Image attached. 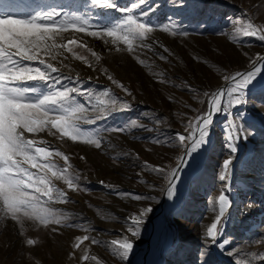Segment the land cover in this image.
<instances>
[{"label": "rangeland", "instance_id": "obj_1", "mask_svg": "<svg viewBox=\"0 0 264 264\" xmlns=\"http://www.w3.org/2000/svg\"><path fill=\"white\" fill-rule=\"evenodd\" d=\"M119 2L128 5L130 0ZM26 3L32 8L61 5L69 12L76 11L85 15L91 11L93 23L96 22L95 10L88 7L89 0H26ZM186 3L187 8H178L174 6L173 0H149L145 6L146 9H155L147 17L153 25L166 24L172 20L188 33L187 36H172L158 28L152 34L149 43L153 40L159 42L155 45V52L163 53L160 47L163 45L172 53H164L168 58L163 61L148 49H138L136 53L116 51L110 43L105 45L102 40L84 33L64 34L66 39L86 43L100 54L102 59L97 68H107L133 94L126 97L101 71L89 69L81 61L75 60L71 53L65 52L68 59L64 63L69 66L62 68L65 75L75 77L78 73L84 86L89 89L110 87L117 96L126 98L132 105L130 110L117 112L98 121L95 126L115 128L137 119L138 123L146 125L151 131L135 129L124 133L105 132L106 140L113 147L104 150L73 143L66 138L62 140L58 138L59 134L53 137L47 131L31 137L48 141L70 156L73 171L80 173L81 183L87 190L71 191L62 181H56L57 186L68 191L70 196V202L57 207L71 214L73 220L70 222L87 223L94 228L95 231L91 233L93 236L103 241L122 238L121 233L127 227L124 218L141 208L149 205L153 207L154 211L145 219L141 236L136 239L130 264H134L135 258L145 249L150 237L149 231L166 197L162 191L166 188V182L157 183L155 174H144V182H140L137 173L141 172L143 162L175 167L178 163L175 157L181 150L175 144L164 143L163 140L177 132L183 133L188 118L206 110L204 91L222 86L224 74L248 70L250 58H255L257 53L264 54V44L254 37H241L239 42H234L230 24L231 19L246 14H253L257 23L264 21V6L259 9L255 7L261 0H186ZM111 15L118 16L119 13L113 12ZM74 50L96 64L86 49ZM245 53L248 55L245 56ZM136 56L144 59L145 64L141 65ZM194 56L200 59H193ZM161 74L170 83L157 82ZM89 77L92 79L89 80ZM188 85L198 91H189ZM169 97H172V101ZM249 101L235 109L245 114L244 123L252 135L240 142L239 159L235 162L232 181L235 191L231 194L232 206L225 228V236L231 240V244L225 250L212 246L207 264H236L237 257L228 255V251L233 249L240 254V258L249 259L251 264H261L259 256L264 254V95L257 91L249 95ZM144 113L161 119L162 123L157 125L154 119L146 118ZM213 128V146L202 156L203 161L197 164L201 170L196 177L193 173L189 174L184 185L185 194L173 206L177 235L162 257L164 264H204L200 258V252L204 249V232L215 216L212 209L222 191L218 173L222 160L228 155L224 146L226 119L223 112L214 120ZM157 137L161 143L154 142ZM122 152L131 155L116 159L117 154ZM81 156L86 159H81ZM54 160L63 166L61 158L55 157ZM101 180L123 191L154 199L133 201L117 196L101 186ZM237 196L242 197L240 203L234 202ZM53 228L57 230L52 231ZM26 229L24 236H21L13 222L0 220V264H81V250H75V256L70 254L74 252V237L86 234L83 230L56 225L42 228L30 224H26ZM27 237L36 238L37 245L27 246L24 243ZM85 246H89V242H85ZM89 251L90 255H97L104 264H121L104 246L90 245ZM251 253H256L257 258L253 259ZM85 264L95 262L88 261Z\"/></svg>", "mask_w": 264, "mask_h": 264}, {"label": "snow or ice", "instance_id": "obj_2", "mask_svg": "<svg viewBox=\"0 0 264 264\" xmlns=\"http://www.w3.org/2000/svg\"><path fill=\"white\" fill-rule=\"evenodd\" d=\"M148 3L149 0H130L128 5H121L119 0H89L88 7L95 10L96 22L93 23L91 11L85 15L76 11L69 12L61 5L32 8L26 0H0V220L13 222L21 236L27 230L26 224L42 228L56 225L83 230L86 234L74 237V252L70 254L75 256V250H81V264L88 261L104 264L97 255H90V245L104 246L121 264H130L136 239L141 236L145 219L154 209L149 205L125 217L127 227L121 233L122 238L103 241L93 236L91 233L95 231L94 228L87 223L70 222L73 220L71 214L57 207L70 202V196L68 191L57 186L56 181H62L71 191L87 190L81 183L80 173L73 171L70 156L48 141L31 137L47 131L53 137L59 134V139L66 138L73 143L104 150L113 147L106 140L105 132L124 133L135 129L151 131L146 125L138 123L137 119L115 128L95 126L98 121L117 112L130 110L131 103L117 96L110 87L89 89L84 86L78 73L73 77L62 71V68L69 67L64 63L68 59L64 53H71L75 60L81 61L89 69L101 71L126 97L132 96L130 89L115 79L107 68H97L102 59L100 54L86 43L66 39L64 34L84 33L102 40L105 45L110 43L116 51L136 53L138 49H148L154 51L160 60H166L168 56L164 53L171 55L170 49L160 45L163 53L155 52V45L159 42L153 40L149 43L152 34L158 28L172 36H187L188 33L172 20L166 24L153 25L147 17L155 9H146ZM173 3L178 8L188 7L186 0H173ZM262 6L264 0L255 5L257 9ZM113 12L119 15L112 16ZM230 24L234 42H239L241 37H254L264 44V21L257 23L253 14L231 19ZM74 48L86 49L96 64L90 62L86 55L77 53ZM135 58L141 65L145 64L144 59L139 56ZM193 59L200 58L194 56ZM249 64L246 71L224 74L222 86L204 91L206 110L188 118L183 133L177 132L163 140L164 143L175 144L181 150L175 157L178 161L175 167L144 161L141 172L137 173L142 183L144 174H155L157 183L166 182V188L162 191L167 198L175 199L182 182L181 173L192 168L197 157L210 146L214 118L222 112L225 114L224 146L228 155L222 160L218 173L222 191L212 209L215 216L204 232V249L200 252L204 264H207L212 246L225 250L231 244V240L225 236V228L232 206L231 194L235 191L232 184L235 162L239 159L240 142L252 135L245 126V114L235 109L248 104L250 94L258 91L264 95V54L257 53L255 58H250ZM157 82L170 83L163 79L162 74ZM188 90L198 91L191 85H188ZM169 100L172 101V97ZM143 115L154 119L157 125L162 123L161 119L149 116L148 113ZM154 142L162 141L157 137ZM130 155L122 152L117 154L116 159ZM55 157L63 160L62 167L55 162ZM80 158L86 159L84 156ZM99 184L109 192L133 201L154 199L123 191L103 180ZM85 242H89V246H85ZM24 243L35 246L38 240L27 237ZM228 255L237 257L236 264H251L249 259L240 258L235 249L229 250ZM250 255L253 259L257 258L256 253ZM259 260L264 264V254L259 256Z\"/></svg>", "mask_w": 264, "mask_h": 264}, {"label": "bare ground", "instance_id": "obj_3", "mask_svg": "<svg viewBox=\"0 0 264 264\" xmlns=\"http://www.w3.org/2000/svg\"><path fill=\"white\" fill-rule=\"evenodd\" d=\"M220 114H217L214 120L220 117ZM210 139H211L210 146H208L207 150L197 157V161L193 163V167L187 169L186 172L181 173L182 182L179 184V188H178L179 194L177 195V197L173 200H169L167 196L165 197V201L163 203L164 206L159 212V215H156V220L154 222V225L149 231L150 237L148 242L144 246L145 249L141 251V253L135 258L134 264H164L162 257L164 256V253L169 249V245L173 241L174 237L177 235V220L174 219V216L172 214L173 206L176 205V203L180 200L182 195L185 194L184 185H185V181L188 180L190 176L189 174L193 173L194 177L197 176L198 172L201 170V166L199 165L197 166L198 162L203 161L202 156L208 151V149H210V147L213 146L212 145L214 139L213 125L211 127ZM241 199L242 197L237 196L234 199V202L240 203Z\"/></svg>", "mask_w": 264, "mask_h": 264}]
</instances>
